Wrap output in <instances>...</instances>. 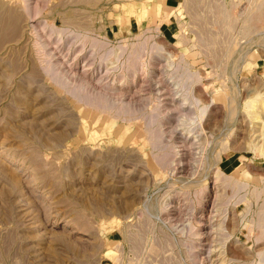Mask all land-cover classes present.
Segmentation results:
<instances>
[{
	"label": "rangeland",
	"instance_id": "obj_1",
	"mask_svg": "<svg viewBox=\"0 0 264 264\" xmlns=\"http://www.w3.org/2000/svg\"><path fill=\"white\" fill-rule=\"evenodd\" d=\"M178 2L0 0V264H264V0Z\"/></svg>",
	"mask_w": 264,
	"mask_h": 264
},
{
	"label": "bare ground",
	"instance_id": "obj_2",
	"mask_svg": "<svg viewBox=\"0 0 264 264\" xmlns=\"http://www.w3.org/2000/svg\"><path fill=\"white\" fill-rule=\"evenodd\" d=\"M226 11V10H225ZM26 19V18H25ZM56 32H60V31H58V30H56L54 27L51 29V34H55ZM70 34H72V33H70ZM51 39V38H50ZM222 40V39H221ZM85 44H83V46H84ZM71 46V45H70ZM113 55V52H110L109 54H108V57L110 58V56H112ZM213 55H215V53L213 54ZM141 56V55H140ZM139 56V57H140ZM106 57V56H105ZM92 61V60H91ZM119 62V61H118ZM131 68L129 67V70H130ZM184 69V71L181 73V77L183 78H186L187 80H189L190 78H194V79H196V78H198L197 77V74H193V73H190L189 72V69L187 70V68H183ZM131 72L133 71H136V70H130ZM174 72V71H173ZM171 73V75L173 76L174 75V73ZM178 72V71H177ZM135 73V72H134ZM179 73V72H178ZM94 74V73H93ZM101 74V73H100ZM163 74V73H162ZM187 74H189L188 76H187ZM105 75V74H104ZM100 77V76H99ZM106 77V76H105ZM100 78H102V76L100 77ZM108 78V77H107ZM174 77H172V79H173ZM104 79V78H103ZM100 80V79H99ZM107 80V79H106ZM177 88L179 89H177V94L176 95H178V94H181V97H184L185 98V101H187V100H189V101H191L193 104H194V106L196 107L195 109L196 110H206V109H208V106H206L205 108L202 106L201 107V105H202V102L194 95V91H193V86H191V87H188L185 83H181V82H179V83H177ZM184 85V86H183ZM82 87V89L83 88H85L86 86H84V84L81 86ZM181 92V93H180ZM165 96V95H164ZM174 97H176V96H174ZM183 98V99H184ZM201 99V98H200ZM186 103V102H185ZM185 103H183L182 105H184ZM184 106H186V105H184ZM246 107H249V109L251 110V112H250V116L252 117V119H254V120H258L259 121V119H260V116H261V112H264V94L263 95H260V96H258L256 99H254L253 101H251L250 103H247L246 104ZM180 108V107H179ZM192 108H190V110H191ZM179 110H181V111H185V110H182L181 108L179 109ZM191 112V111H190ZM181 113V112H180ZM187 115V114H186ZM151 121V120H150ZM182 135V134H181ZM182 145V144H181ZM168 157H169V155H168ZM226 178V177H225ZM260 226V225H259ZM264 232V231H263ZM263 235H264V233H263Z\"/></svg>",
	"mask_w": 264,
	"mask_h": 264
},
{
	"label": "crops",
	"instance_id": "obj_3",
	"mask_svg": "<svg viewBox=\"0 0 264 264\" xmlns=\"http://www.w3.org/2000/svg\"><path fill=\"white\" fill-rule=\"evenodd\" d=\"M156 2H159V6L162 8V12L164 11V8H167L168 10L174 9L177 4H179V0H155ZM166 10V9H165Z\"/></svg>",
	"mask_w": 264,
	"mask_h": 264
}]
</instances>
